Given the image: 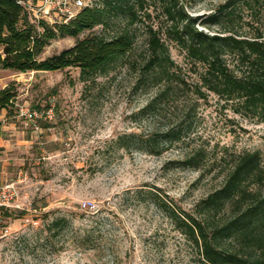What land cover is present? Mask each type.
Segmentation results:
<instances>
[{
  "label": "rangeland",
  "instance_id": "374dc122",
  "mask_svg": "<svg viewBox=\"0 0 264 264\" xmlns=\"http://www.w3.org/2000/svg\"><path fill=\"white\" fill-rule=\"evenodd\" d=\"M225 1L182 3L200 22ZM259 9L254 22L248 10L241 13L242 33L248 31V22L264 29V6ZM137 35L130 59L92 82L80 81L74 67L25 73L0 69V90L11 84L16 89L11 114L0 112V183L17 182L20 193L19 208L9 209L0 219V264H198L195 248L154 206L137 200L135 191L144 185L158 188L190 211L220 185L230 153L258 151L264 160V122L233 114L212 94L197 101L184 142L159 155L119 149L114 144L117 136L165 130L184 113V103L177 99L154 114L136 115L156 92L138 83V64L145 54L142 28ZM74 42L70 37L53 39L38 58ZM169 48L186 81L192 82L195 75L184 54L174 44ZM50 106L51 119L15 116L18 107L44 112ZM199 147L213 164L203 177L199 171L167 166ZM56 217H64L67 226L58 234L46 231L45 224ZM89 227L94 230L92 249L80 243ZM3 229L9 234L2 236Z\"/></svg>",
  "mask_w": 264,
  "mask_h": 264
},
{
  "label": "trees",
  "instance_id": "16d2710c",
  "mask_svg": "<svg viewBox=\"0 0 264 264\" xmlns=\"http://www.w3.org/2000/svg\"><path fill=\"white\" fill-rule=\"evenodd\" d=\"M261 6L264 0H226L199 22L198 16L187 13L182 0H93L67 23H49L33 22L19 0H0V69L25 73L74 67L80 81L92 82L130 59L142 28L145 54L138 64V83L156 92L136 115L154 114L162 104L177 99L183 101L184 113L165 130L125 133L114 144L159 155L184 142L197 101L209 94L233 114L264 122V29L248 22V31L241 32V13L248 10L254 22ZM96 27L101 31L95 32ZM214 27L217 32L204 31ZM58 37L75 42L40 60L43 49ZM170 44L184 54L195 75L192 82L186 81L184 69L172 59ZM15 98L14 85L1 89L0 112L11 114ZM229 158L220 185L190 211L148 185L135 191L134 197L154 206L195 248L198 264H264V160L258 151L233 152ZM167 166L199 171L203 177L213 164L199 147ZM66 226L64 217H56L45 224V230L55 229L58 234ZM93 231L85 229L80 238L89 249Z\"/></svg>",
  "mask_w": 264,
  "mask_h": 264
},
{
  "label": "built area",
  "instance_id": "2783aa9c",
  "mask_svg": "<svg viewBox=\"0 0 264 264\" xmlns=\"http://www.w3.org/2000/svg\"><path fill=\"white\" fill-rule=\"evenodd\" d=\"M91 0H29L19 2L25 7L33 22L45 20L47 22L67 23L83 7L88 6ZM17 118H24L29 121L36 119H51L53 107L46 111L29 110L18 107L15 111ZM20 193L17 182L9 181L0 184V219L3 213L9 209L19 208ZM9 234L8 229H3L2 236Z\"/></svg>",
  "mask_w": 264,
  "mask_h": 264
},
{
  "label": "crops",
  "instance_id": "0c3cea01",
  "mask_svg": "<svg viewBox=\"0 0 264 264\" xmlns=\"http://www.w3.org/2000/svg\"><path fill=\"white\" fill-rule=\"evenodd\" d=\"M29 1V0H28ZM6 182V181H5ZM4 183V182H3ZM1 184V183H0ZM6 211H9V210H6ZM6 211H4V212H6Z\"/></svg>",
  "mask_w": 264,
  "mask_h": 264
}]
</instances>
